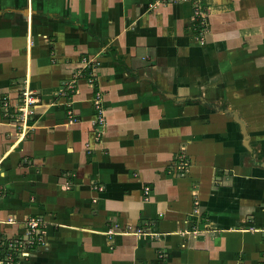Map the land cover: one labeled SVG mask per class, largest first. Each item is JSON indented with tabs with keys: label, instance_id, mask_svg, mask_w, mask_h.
Returning <instances> with one entry per match:
<instances>
[{
	"label": "crops",
	"instance_id": "1",
	"mask_svg": "<svg viewBox=\"0 0 264 264\" xmlns=\"http://www.w3.org/2000/svg\"><path fill=\"white\" fill-rule=\"evenodd\" d=\"M0 192L19 264H264V0H0Z\"/></svg>",
	"mask_w": 264,
	"mask_h": 264
},
{
	"label": "built area",
	"instance_id": "2",
	"mask_svg": "<svg viewBox=\"0 0 264 264\" xmlns=\"http://www.w3.org/2000/svg\"><path fill=\"white\" fill-rule=\"evenodd\" d=\"M25 93V91H24ZM36 101L34 95L26 92L23 103L27 109H23V117L31 112L30 107ZM96 110V123L103 124L104 115L99 97L94 99ZM149 186L144 187V195L148 197ZM0 192V199H1ZM43 220L39 216H30L26 220L27 232L23 236L5 237L0 239V264H19V262L30 254V251L44 243Z\"/></svg>",
	"mask_w": 264,
	"mask_h": 264
},
{
	"label": "rangeland",
	"instance_id": "3",
	"mask_svg": "<svg viewBox=\"0 0 264 264\" xmlns=\"http://www.w3.org/2000/svg\"><path fill=\"white\" fill-rule=\"evenodd\" d=\"M200 17H201V15L196 16L195 20L200 19ZM201 18H202V21H204L203 17H201ZM202 24H203V22H200L198 25L196 24V27L193 29L194 32L196 33V38L198 40H201V41H203V39H205L204 35L206 34V32H205L206 31V27L204 28V25L202 26ZM200 28H201V31H199Z\"/></svg>",
	"mask_w": 264,
	"mask_h": 264
},
{
	"label": "water",
	"instance_id": "4",
	"mask_svg": "<svg viewBox=\"0 0 264 264\" xmlns=\"http://www.w3.org/2000/svg\"><path fill=\"white\" fill-rule=\"evenodd\" d=\"M234 114V116H235V118H237V115H236V113H233ZM238 119V118H237ZM239 120V119H238ZM240 121V120H239Z\"/></svg>",
	"mask_w": 264,
	"mask_h": 264
}]
</instances>
